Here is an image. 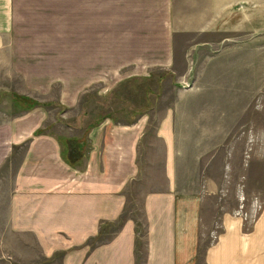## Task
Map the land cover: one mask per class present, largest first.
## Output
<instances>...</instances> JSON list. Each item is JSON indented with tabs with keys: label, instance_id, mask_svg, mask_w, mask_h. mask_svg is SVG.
<instances>
[{
	"label": "crops",
	"instance_id": "0c3cea01",
	"mask_svg": "<svg viewBox=\"0 0 264 264\" xmlns=\"http://www.w3.org/2000/svg\"><path fill=\"white\" fill-rule=\"evenodd\" d=\"M102 33L103 46L91 42ZM261 35L264 0H0V68L19 79L21 95L38 101L14 115L0 110V172L10 173L6 222L33 250L29 263L139 264L140 220L125 210L129 187L146 178L140 264H195L207 228L202 264H264V197L254 219L222 211L210 230L214 193L192 184L206 176L205 157L221 147L234 153L235 132L250 129L251 98L233 92L251 93V58L264 53ZM102 49L103 78L92 74L100 63L84 53ZM157 71L173 79L175 101L127 108L129 120L107 115L89 125L74 165L66 144L45 131L55 108L49 103L69 112L101 79L104 100L120 84L149 81Z\"/></svg>",
	"mask_w": 264,
	"mask_h": 264
},
{
	"label": "rangeland",
	"instance_id": "374dc122",
	"mask_svg": "<svg viewBox=\"0 0 264 264\" xmlns=\"http://www.w3.org/2000/svg\"><path fill=\"white\" fill-rule=\"evenodd\" d=\"M99 6V4H97ZM103 6V4H102ZM103 32V30H102ZM264 35L258 36V38ZM254 35H252V38ZM82 38V36L76 35V41ZM97 38V39H96ZM83 39L88 42L90 40L89 33L83 36ZM83 41V40H82ZM253 41V40H252ZM91 42H102L103 46V33L102 40L100 41L99 35L92 36ZM88 45V43H87ZM85 60H91V62H97L101 65V68H93L92 74H101L103 78V49L100 50H87ZM2 60L4 58L1 56ZM250 67V85L251 93L238 94V91H234L233 94L238 98L250 99L248 105L245 106L247 109V116L245 120L246 130H237L236 134V147L234 153L228 151V148L221 147L220 154L214 156L213 159L208 157L204 159L206 166V176L204 179L192 180L193 186L196 184L206 188V192L210 194L214 193V197L209 200L207 205V218L211 224L210 227L215 229L216 220L218 215L222 211L227 212H238L250 219H254L257 213L262 209L263 197H264V53L262 55L252 56ZM215 66V65H214ZM224 65L217 64L216 68L219 69ZM261 79L260 83H255L256 79ZM101 84H93L91 88L86 92L79 102L77 109H71L69 112L61 106H54L55 108L50 110V119L48 126L45 131H49L51 134H55L57 138L61 140L62 145L67 146V155L73 162V158H78L80 149L83 150L82 142H85L87 137V130L89 125L96 124L102 120L105 116L110 115L121 121L131 119L132 115H126L124 111L127 108L130 110L141 112L145 110V107L154 106H167L175 101L171 94L172 81L167 78L166 74L161 71H157L155 75L149 81H134L125 84H120L117 89L113 90L108 98L103 100V79ZM235 83L239 82L236 80ZM187 84V85H185ZM183 89H190L191 83L182 82ZM211 85V83H210ZM19 79L9 74L7 68H0V110H6L10 114L14 115L23 110H27L33 104H38V101L31 98L25 97L20 94ZM201 89V88H200ZM207 90L209 88H202ZM12 95L18 100L14 102L11 97ZM10 92V93H8ZM147 92L154 94V99L150 96L147 98ZM9 94V95H8ZM250 94V95H249ZM252 94V96H251ZM246 96V97H245ZM23 99L28 100L23 102ZM110 112V113H108ZM107 113V114H104ZM225 112H223L224 114ZM218 114L216 117L223 118L224 115ZM158 116L152 121L156 123ZM239 119H236L234 123H240ZM232 124V121H231ZM240 126V125H239ZM70 127L73 129L70 130ZM243 127V126H242ZM44 132V130H42ZM149 136H152V131H149ZM84 144V143H83ZM78 148V150H77ZM71 149V152H70ZM72 149L74 151H72ZM158 150L159 146H155ZM232 149V148H230ZM225 152V154H224ZM207 159V160H206ZM202 165V164H201ZM7 173V174H5ZM9 171L0 172V264H57L50 262L46 259L37 260L33 258L29 263V254L32 249L27 250L21 237L16 232H11L9 222H6L5 216V205L7 202L5 192L9 181ZM136 181L129 187V200L125 210V216H132L141 222V201L142 196L148 189L147 181ZM199 186V187H200ZM213 196V195H212ZM217 198V199H216ZM215 201H218L215 203ZM218 211V212H217ZM249 211L251 212L250 214ZM246 213V214H245ZM138 223V241L137 247L139 248L138 262L140 264L143 256L144 247V232L143 228ZM122 222H117L114 227L119 229ZM103 228L100 234L93 240L92 245L103 242L109 232L115 231L116 229ZM209 229V228H207ZM203 230L202 240L199 247V253L195 264L201 263V254L205 245L209 242L210 233L205 234ZM217 231V229L215 230ZM22 239H26L23 237ZM35 255V254H33Z\"/></svg>",
	"mask_w": 264,
	"mask_h": 264
},
{
	"label": "trees",
	"instance_id": "16d2710c",
	"mask_svg": "<svg viewBox=\"0 0 264 264\" xmlns=\"http://www.w3.org/2000/svg\"><path fill=\"white\" fill-rule=\"evenodd\" d=\"M12 98H13L14 102H16V101L18 102V100L15 98V96L12 95ZM27 101H28V100L23 99V102H27ZM36 105H37V104H33L32 106H30L29 109H32V108L35 107ZM29 109H27V110H29ZM41 132H42V131H37L36 134H39V133H41ZM58 139H59V138H58ZM59 141L61 142L60 139H59ZM61 144H62V143H61ZM77 149H78V148H77ZM72 151H74V150L72 149ZM80 155H81V154H79V157H80ZM64 157H65V156H64ZM79 157H78V158H79ZM78 158H76V157L73 158V162H70V163H72V164L74 165L75 161H77ZM65 159H66V158H65ZM119 222H120V221H119ZM117 226H118V225H117ZM117 226L114 227V229H116ZM116 230H117V229H116ZM116 230H115V231H116ZM137 232H138V231H137Z\"/></svg>",
	"mask_w": 264,
	"mask_h": 264
},
{
	"label": "built area",
	"instance_id": "2783aa9c",
	"mask_svg": "<svg viewBox=\"0 0 264 264\" xmlns=\"http://www.w3.org/2000/svg\"><path fill=\"white\" fill-rule=\"evenodd\" d=\"M185 85H187V84H185Z\"/></svg>",
	"mask_w": 264,
	"mask_h": 264
}]
</instances>
